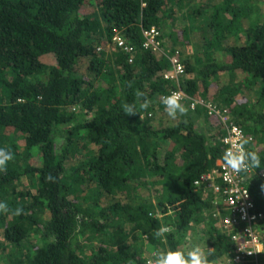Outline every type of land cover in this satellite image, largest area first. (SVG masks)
I'll return each mask as SVG.
<instances>
[{
  "label": "trees",
  "instance_id": "obj_1",
  "mask_svg": "<svg viewBox=\"0 0 264 264\" xmlns=\"http://www.w3.org/2000/svg\"><path fill=\"white\" fill-rule=\"evenodd\" d=\"M253 1L0 0V147L13 153L0 172V202L23 208L18 216L0 212L4 264H147L148 253L188 248L196 218L214 231L205 234L209 259L230 255L219 221L214 228L203 215L212 196L195 185L219 171L225 124L208 136L189 118L158 121L139 109L135 93L155 101L177 89L160 78L168 54L141 48V28L164 32L189 2L205 42L199 57L183 61L180 89L204 100L214 80L228 76L216 91L224 96L219 107L258 140L249 150L264 174V0L260 11L247 7ZM116 34L138 46L133 63L113 43ZM110 43L118 51L103 59ZM50 56L52 65L43 61ZM248 84L255 89L240 105ZM125 102H136L139 114L126 116ZM203 110L195 113L208 118ZM244 182L264 215V183L256 175ZM162 224L172 228L166 239L154 236Z\"/></svg>",
  "mask_w": 264,
  "mask_h": 264
},
{
  "label": "built area",
  "instance_id": "obj_2",
  "mask_svg": "<svg viewBox=\"0 0 264 264\" xmlns=\"http://www.w3.org/2000/svg\"><path fill=\"white\" fill-rule=\"evenodd\" d=\"M143 37L145 49H159L160 33L155 28L143 31ZM114 40L117 41L118 39L115 38ZM119 46L129 55H132L133 49L126 46L123 41L119 42ZM182 70L178 60L173 59L171 60V69L160 73L161 78L163 77L165 81H172L176 84L177 89L172 91H180L184 94L181 102L187 100V96L180 89V82L185 75ZM196 104L205 107L209 117H219L220 120H223L222 124H225L226 129V134L221 141L225 147L224 151L239 139L249 141L245 146L249 150L254 138L240 127L229 122L231 117L227 109L218 108L211 104L206 105L204 100L192 101V107ZM218 166L219 171L216 175L204 176L195 182V185L204 186L220 201L214 217L219 221L221 233L226 237L229 236L230 242L233 243L234 264H264V236L261 237L260 235L264 234V215L259 212L251 192L244 185V181L249 175L258 176L264 183V174H258L255 168L247 173L236 174L227 167L223 160L218 161ZM262 196L264 198V190Z\"/></svg>",
  "mask_w": 264,
  "mask_h": 264
},
{
  "label": "rangeland",
  "instance_id": "obj_3",
  "mask_svg": "<svg viewBox=\"0 0 264 264\" xmlns=\"http://www.w3.org/2000/svg\"><path fill=\"white\" fill-rule=\"evenodd\" d=\"M219 1H222V0H219ZM257 3H258L257 0L253 1V7L252 6L250 7L249 5H247V7L252 8L256 11L257 10L260 11L262 4L259 6ZM189 4H190L189 2H186L182 8L178 9L179 13H176L173 16L169 17V20H167L166 23L164 24V28L166 29L164 31V36L166 37V43L163 47V53L168 54L166 55L167 58L170 57V54H176L180 57L182 62L184 60L189 59L190 57H193L194 55H198L199 57L200 52H202L204 49V42H205V41L200 42V35L198 34V32H196L197 31L196 29L199 28V22H193L189 13H187V10L189 9ZM179 35H186L188 37L187 47H189V50L187 49V47H185L181 43L182 37H180ZM211 35L212 34H209L208 38ZM208 38L206 37V39ZM227 41H232V39L226 40L225 42ZM117 51L118 50L110 43V44H107L105 48H102L100 52L103 54V57H102L103 59H111L112 55L115 54ZM216 58L217 60H220V61L223 59L220 55H218ZM43 61L46 64H51V65L54 63L51 56L44 58ZM85 71H86V67L81 68V72H85ZM227 77L228 76L219 77L218 80H214V82L210 85L209 96L206 99H204L206 105L211 104V105H214L220 108L219 106H221V104L223 103L224 96L218 97L216 91L219 87L228 85L229 80ZM242 79L244 80L242 73H238L236 80H238V82L241 83ZM236 82L233 81L231 84H236ZM253 88L255 89L254 85L250 86L249 84H248L247 92H245L242 88L243 94L239 95L240 105L245 104V102L246 103L249 102V99L252 95ZM196 100L198 101L200 99H196ZM149 101H151V104L153 102H156V106H154V108L151 106V104L148 107L150 116L153 115L158 121L164 120V123L170 121L168 119L170 117H168L165 110L163 111L162 109H158L157 107L161 103L160 100H155V101L149 100ZM183 104L188 108L187 113L185 115L178 116V118L174 120L173 122L178 121L182 118H189L188 120L192 121V123L196 126L195 127L196 129L206 133L208 136H211L214 132L222 129L223 120H220L219 117L211 118L207 116L208 118H206L204 115L202 116V115L195 113L198 111H202L205 113V111L203 110V109H206L205 107L196 104L194 105V107L190 108L189 104H186V103H183ZM197 107H200V108H197ZM219 121L221 122V124L219 123ZM255 144H260V143L257 140L255 141ZM208 193H209V197H208L209 200L212 196L211 207L210 209H204L203 215L208 217V219H210L212 223L214 222V228H216L218 220L214 217V214L217 212L219 208L220 201L212 194V192L208 191ZM211 232H214L211 226L209 225L206 226L205 223H201L200 220L196 218L194 221V225L190 230V233L186 237V240L189 241L188 248H191L195 244H200L202 247H205L206 249L207 248L212 249L205 244V241L207 238L205 234H210ZM33 235L34 237L36 236L35 234ZM152 254L153 253H148L147 255H145V258L147 260L152 258ZM0 264H4L2 257H0ZM217 264H230V258L222 259L218 261Z\"/></svg>",
  "mask_w": 264,
  "mask_h": 264
},
{
  "label": "clouds",
  "instance_id": "obj_4",
  "mask_svg": "<svg viewBox=\"0 0 264 264\" xmlns=\"http://www.w3.org/2000/svg\"><path fill=\"white\" fill-rule=\"evenodd\" d=\"M143 6L145 7V4H143ZM151 28H155L160 33V37H159L160 47L158 50L144 48L145 40L143 37V31L150 30ZM163 35H164V32L159 30L156 26H152L149 28L142 27L141 28V43H142L141 48L145 51H150L152 53L162 52L163 51L162 50ZM115 38H117L118 40L115 41L114 40ZM120 41H123L126 46L133 49L132 55H129L127 52H125L123 48L119 46ZM113 43L116 44L118 49H120V51L123 54L128 56L129 63L134 62L136 58V54L138 52L137 45L134 46L131 42L127 41L120 34H116L114 36ZM173 59L178 60V62L183 68L182 72H185L184 64L182 60L180 59V57L176 54H170V57H168L169 68L166 71L171 69V60ZM186 78H188V75L185 73L182 80L184 81V79ZM135 95L137 97V101H139V109L146 110L150 106L151 101L145 98V93L141 92L140 90H137ZM183 95L184 94L180 91H172L170 94L160 97V102L164 105L165 112L167 113L168 117H170L172 120H176L178 116H182L187 113L188 108L183 103L189 104L190 108H192V101H197V100H194L188 97L185 94L187 96V100L181 102ZM189 101L191 103H189ZM121 109L126 116H132V115L139 114L137 110L136 102H132V103L125 102L121 105ZM248 143L249 141L247 139H239L236 142H234L232 146L229 149H227L224 153L223 160L225 164L227 165L229 169H231L232 172L236 174L247 173L251 169L260 168L261 166L260 156L258 152L256 150H248L245 147ZM251 147L252 146H250V148ZM12 159H13V153L11 152V150L8 148L0 147V172H4L7 170V164ZM45 179L46 181H52L54 178L49 174L45 177ZM10 211L12 212L13 215L18 216L23 213V208L17 207L14 210H10L6 202H0V212L7 214ZM171 231H172V228L170 226H166L162 224L161 227L154 232V236L158 239H166V234L170 233ZM260 235L261 237L263 236V234H260ZM232 252L229 255L230 264H234V254ZM212 254H213L212 249H206L205 247H202L200 244H195L191 248H185V249L176 248L175 250H173L169 248L167 250H158L152 254V258L147 260V264H217L216 260L209 259V257L212 256ZM224 258H226V256Z\"/></svg>",
  "mask_w": 264,
  "mask_h": 264
},
{
  "label": "crops",
  "instance_id": "obj_5",
  "mask_svg": "<svg viewBox=\"0 0 264 264\" xmlns=\"http://www.w3.org/2000/svg\"><path fill=\"white\" fill-rule=\"evenodd\" d=\"M188 100H189V99H188ZM226 258H228V259H229V258H230V256H229V255H227V256H226ZM224 259H225V258H224Z\"/></svg>",
  "mask_w": 264,
  "mask_h": 264
}]
</instances>
